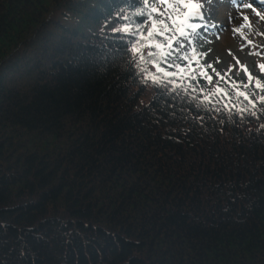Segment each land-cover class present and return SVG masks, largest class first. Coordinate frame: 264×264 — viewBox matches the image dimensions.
Listing matches in <instances>:
<instances>
[{
    "label": "trees",
    "instance_id": "1",
    "mask_svg": "<svg viewBox=\"0 0 264 264\" xmlns=\"http://www.w3.org/2000/svg\"><path fill=\"white\" fill-rule=\"evenodd\" d=\"M145 18L0 0V264H264V104L202 103L238 80L145 83Z\"/></svg>",
    "mask_w": 264,
    "mask_h": 264
},
{
    "label": "snow or ice",
    "instance_id": "2",
    "mask_svg": "<svg viewBox=\"0 0 264 264\" xmlns=\"http://www.w3.org/2000/svg\"><path fill=\"white\" fill-rule=\"evenodd\" d=\"M142 2L145 7L151 8L152 14L158 15V18L150 21V28L147 30L146 36H141L132 47V52L138 58L139 65H152L155 68V72H151L146 67H141V72L146 74L144 82L147 83L150 80L157 86L171 84L173 85V92L177 89L185 93L189 89L192 92H204L203 88L193 86L190 81L197 80L199 76L211 83L212 76L207 74V69L212 68V65H202L200 57L194 49L188 55L178 54L185 48V44L179 38L188 39L196 35L197 30L201 27V25L192 22L194 19L201 18V3L197 0H142ZM261 2L264 3V0H261ZM161 5L165 7L162 9ZM244 7L251 8L252 5L245 4ZM140 14L142 15L143 11ZM256 15L264 20V15L259 12ZM123 31L128 32L130 29L126 27ZM157 37H163V40H158ZM145 48L154 49L155 51L145 53L143 51ZM177 60L187 61L188 63L183 65L177 63ZM193 63L196 64V68L192 67ZM259 67L264 72V65ZM213 71H215L214 68ZM245 71L247 70L245 69ZM219 75L217 73V76ZM186 81L189 83H185ZM252 81L253 77L248 74L247 84L231 82V88L234 89L231 93L228 89H221L218 83L213 91H209L208 94L204 95L202 103H212L213 98L219 97L216 102L222 103L223 108L230 113L232 109H235L240 115L245 112L255 115L257 104H264V95L248 91ZM254 87L264 92V83L260 79H255ZM245 101L246 104H244ZM216 110L219 111L220 109Z\"/></svg>",
    "mask_w": 264,
    "mask_h": 264
},
{
    "label": "rangeland",
    "instance_id": "3",
    "mask_svg": "<svg viewBox=\"0 0 264 264\" xmlns=\"http://www.w3.org/2000/svg\"><path fill=\"white\" fill-rule=\"evenodd\" d=\"M197 2L202 5L201 19L207 27L199 28L197 34L188 39L179 38L185 44L180 54L188 55L194 49L203 65H212L208 69L216 80H238L247 84L248 74H251L253 81L249 88L254 87L255 79L264 82V72L259 67L264 65V20L256 15L257 12L264 15V6L252 4L249 0H238L237 4L235 0ZM245 4H251L254 12L244 7ZM164 7L161 5L162 9ZM152 16L158 18L157 14ZM145 24L149 29V18H145ZM215 27L219 29H214ZM217 73L220 75L217 76ZM22 75L13 78L16 85L25 82Z\"/></svg>",
    "mask_w": 264,
    "mask_h": 264
},
{
    "label": "bare ground",
    "instance_id": "4",
    "mask_svg": "<svg viewBox=\"0 0 264 264\" xmlns=\"http://www.w3.org/2000/svg\"><path fill=\"white\" fill-rule=\"evenodd\" d=\"M233 0H230V2H232ZM246 1V0H245ZM250 2H253L252 4H257V5H259V6H264V3H262L261 2V0H249ZM237 2H238V0H235V3L237 4ZM235 4V5H236ZM249 9V11H251V12H254V8H248ZM235 11H237V8H235L234 9ZM204 17H206L207 18V16H205L204 15ZM193 23H197V24H199V25H201V27H207V25H205L204 23V21H202V19L201 18H197V19H194L193 21H192ZM200 27V28H201ZM208 28H210V29H212V27H210V26H208ZM214 29H219V27H215Z\"/></svg>",
    "mask_w": 264,
    "mask_h": 264
}]
</instances>
